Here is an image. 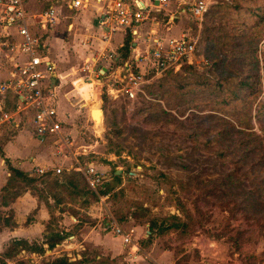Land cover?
I'll return each instance as SVG.
<instances>
[{
  "label": "rangeland",
  "instance_id": "1",
  "mask_svg": "<svg viewBox=\"0 0 264 264\" xmlns=\"http://www.w3.org/2000/svg\"><path fill=\"white\" fill-rule=\"evenodd\" d=\"M47 2L57 6L59 16L53 28L59 47L50 52L58 75L54 99L76 149L85 153L82 160L92 162L106 176L100 196H106L108 212L124 229L141 227L133 238L138 246L156 240L155 246L171 250L172 264H264V163H255L264 151L256 120L258 103L264 98V0H215L198 23L183 14L172 17L170 24L165 21L168 17L161 19L157 36L197 35L198 54L178 69L158 73L151 60L140 58L136 69L148 81L143 92L130 100L123 90L109 92L106 77H96L101 65L100 61L92 63L97 40L90 46V55L81 45L83 34L99 36L97 29L87 30V20L92 22L96 16L93 6L67 10L65 0L40 3ZM71 19L74 25L68 31L65 25ZM141 31L145 36L148 26ZM121 38L122 32H116L112 44ZM131 42L136 44L135 50L128 48L131 59L147 49L144 39L131 37ZM113 49L123 52L116 46ZM88 61L91 72L84 69ZM248 71L258 81L248 99L251 103L231 101V107L221 103ZM207 78L222 80L224 91L198 84ZM27 127L24 124L20 129ZM16 132L2 124L0 143ZM113 170L121 174L120 184L101 193L111 182ZM64 172L72 171L57 175ZM36 184L51 190L46 183ZM64 200L52 209L46 229L65 233V228L74 227L78 239L84 241L82 246L71 249L62 239L53 256L44 251L34 256L19 252L4 264H42L68 251L72 264L132 262L120 241L102 229L98 196H65ZM150 222L159 235L148 238L145 229ZM101 241L117 245L115 257L97 247Z\"/></svg>",
  "mask_w": 264,
  "mask_h": 264
},
{
  "label": "built area",
  "instance_id": "2",
  "mask_svg": "<svg viewBox=\"0 0 264 264\" xmlns=\"http://www.w3.org/2000/svg\"><path fill=\"white\" fill-rule=\"evenodd\" d=\"M214 2L215 0H68L66 7L72 10L93 6L98 26L102 30V42H107L117 31L129 33L133 39L143 37L147 49L142 55H134L133 59L124 58L121 52L102 46H99L100 51L97 52L101 65L96 77H106L109 92L123 90L130 100L143 92L148 81L144 78V73L136 69L140 58L151 60L158 73L178 69L182 64L192 62L198 54L197 35L182 33L179 37L171 36L168 39L157 36L156 29L161 19L168 17L165 21L170 24L172 17L183 14L192 22L198 23ZM168 4L172 5L169 7ZM56 7L50 3L39 11L30 13L26 8V0H0V54L8 63L7 75L0 81V126L13 124L21 114H29L35 139L40 143L50 140L53 152L68 159L65 165L58 163L52 167L35 166L30 174L51 172L57 175L63 170L80 173L87 188L98 196L97 215L103 229L119 236L126 252L130 256L135 255L138 248L132 240L133 229H124L104 207L106 196H100V189L106 176L92 162L82 160L85 153L76 149L71 132L64 128V120L58 114L52 86L54 64L43 39L44 32L58 21ZM166 7H169L167 11L161 13ZM146 26L148 32L142 36L141 29ZM91 66L88 61L84 69L91 72ZM7 99H11V106L8 108Z\"/></svg>",
  "mask_w": 264,
  "mask_h": 264
},
{
  "label": "crops",
  "instance_id": "3",
  "mask_svg": "<svg viewBox=\"0 0 264 264\" xmlns=\"http://www.w3.org/2000/svg\"><path fill=\"white\" fill-rule=\"evenodd\" d=\"M65 1L67 3L68 0H65ZM40 2L41 0H26L27 10L30 13L36 12L42 9L43 7H45L46 5L50 4V2H47L45 5H43V3L41 4ZM65 7H66V4H65ZM66 9L70 10L67 7ZM58 21H59V17H58ZM56 24L57 23H55L48 31H45L46 33L44 32V36H43L46 46L48 47L49 56H50V52L55 53L59 47L58 46L59 43L55 41V40L58 41L57 39L58 34L54 32L55 30H53ZM86 24L88 26L87 30L90 28H92L93 30V28H95L97 29L99 33V36H95V33H91V32L83 34L82 40H81V45L86 47V51H88L89 55L93 53L92 48H90V46L94 44L95 40H97V44L94 49L96 56L92 58L93 64L96 61H98L97 52L100 51L101 46L103 48L106 47L111 50H115L113 49V46H116V49L123 46L124 44L123 34L124 33L122 31H121L122 32L121 41L113 45L112 41H113L114 34L116 32L110 36V39L107 42H102L101 41L102 30L98 26L96 16L94 17L92 22L87 20ZM73 25H74V21L71 19V21L66 23L65 25L66 30L70 31L73 28ZM141 34L142 36L144 35L142 31H141ZM137 39H141L142 41L143 37L137 38ZM137 39H133V40H137ZM130 46L133 48V50H135L136 48L135 42H131V44L129 45V48ZM139 48L140 47H138L137 49ZM81 49L82 48L80 47L78 48V50H81ZM53 64L55 67L54 62ZM7 67H8V63H6L5 57L0 54V81L4 79L7 75ZM56 75L57 74L54 73V77ZM56 80L57 78H54V82L52 80L53 89L55 88ZM94 84L97 85V82L95 81ZM57 103L58 102H56V104ZM6 106L7 107L11 106V99L6 100ZM57 110H58V114L60 118L63 119L61 117L63 115V112H62L61 107L60 108L58 107V104H57ZM63 120H65V118ZM24 124H27L28 127L20 129L22 125ZM9 126H11L14 130H18V132H16L14 136L6 140L2 139V142L0 143V255L4 252L5 248L8 246L11 240L25 239L29 243L33 241H37L38 244H42V246L44 247V252L46 253L49 252V254L53 256V254L57 253L55 252L56 251V249H54L55 247L52 248L54 249L53 251L52 249H48L47 243L44 242V237H43L44 232L46 230V225L48 224V221L50 219V213L47 207L45 206V204L41 200L38 199V196L34 194V192H32L29 188H25L22 190V192L18 196L13 198L11 201H8L7 203L2 202L3 195H4L2 188L6 185L9 174H10L5 164V159H7L12 166L20 168L21 170H24L28 173H30V170L35 166L52 167L55 164L63 163L65 161L67 162L68 159L61 157V156H57L53 152L51 148L50 140L40 143L35 139V137L32 134V123H31V118L29 114H21L15 120V122L13 124H9ZM65 129L68 131L67 128ZM49 203L51 204L53 203L52 199L50 198H49ZM70 217H73V216L70 215ZM148 227H149V223H148ZM132 229H133V232L131 235L134 236L132 237V240L135 243V247H137L138 250L135 252V255H131L130 259L128 258L130 261H132L130 264H172L173 255H172L171 250H166L158 246H155L154 243L156 240L152 241V239H151L152 241L151 243L143 247L138 246L137 242L134 241V239L138 237V233L141 227L136 226ZM135 229H136V233H134ZM64 230H65L64 231L65 233H63L62 230H59V232L61 234H66L63 240L69 243L68 245L69 248L75 249L76 247L82 246V243H84V241H80L78 239L77 234L74 232L76 230L74 227L70 229L65 228ZM103 230L108 233H111L115 237V239L119 240L121 249H124L123 243L119 236H115L110 230H107V229H103ZM148 230L145 229V232L148 233V238L150 237L151 234L159 235V232L157 228H155V225H153L151 229L148 228ZM84 235H85V232H84ZM70 236L72 237L71 239H74L73 242H71L70 239L67 240V238ZM39 238L42 239L41 242L38 241ZM96 244L98 248L104 251V253L110 254L111 258L116 256L115 246L117 245L115 244L112 245L110 243H107V241L105 243L101 241L100 243H96ZM30 252L22 249L19 254L28 256V253ZM31 253H32V256L36 255L35 252H31ZM38 255L41 258L40 256L41 254H38ZM65 256L68 258V261L72 260L70 258L71 254L69 253V251L68 253H66ZM52 258L54 259V257ZM53 259L46 260L45 262H49L50 260H53ZM75 264H86V263L79 262Z\"/></svg>",
  "mask_w": 264,
  "mask_h": 264
},
{
  "label": "trees",
  "instance_id": "4",
  "mask_svg": "<svg viewBox=\"0 0 264 264\" xmlns=\"http://www.w3.org/2000/svg\"><path fill=\"white\" fill-rule=\"evenodd\" d=\"M210 9L211 7L207 10L204 17L209 13ZM131 37V34L127 33L126 37L124 38L123 46L119 48L123 50L122 56L124 58L128 56V48L131 44ZM262 57L264 61V52L262 54ZM257 82L258 81L255 73H252L250 71L246 72L244 76L236 83L234 88L227 92L228 97L221 98L220 102L227 105L228 107H231V101L238 105H249L251 102L248 99L256 92ZM198 84L204 87H210L211 89L217 90L219 92L224 91V83L222 80H210L207 78L205 81L199 82ZM256 120L259 123V127L263 134L262 141L264 142V98L258 103ZM255 163H264V151L258 153ZM5 164L10 174L6 185L2 188V191L4 192L2 199L3 203L11 201L13 198L18 196L23 189L29 188L38 196V199L45 204L50 215L52 216V209L54 208V206L65 203V196L75 197L88 194L91 197H96V195L87 188L82 175L78 172H64L61 177L59 175H54L51 172H47L45 174H30L24 170H21L20 168L12 166L7 159H5ZM121 179V174H116L115 170H113L111 173V182L106 183V190H101V193H104L107 190H111L115 186L114 183H116V185H119ZM81 181L84 182V185H81ZM38 182L48 184L51 190L55 191H45L44 189H40L36 184ZM14 186H17V188L15 187V190L12 192L9 191L10 187ZM62 193L64 195H62ZM49 198L52 199V204L49 203ZM59 210L64 211L65 209L60 207ZM152 226L153 223L150 222L149 229H151ZM161 230L166 229L161 228ZM65 235L66 234H61L59 231H56L54 229H46L43 237L44 242L47 243V248L52 249L53 247H55L56 244L64 239ZM22 249L28 252L31 251L41 253L44 251V247L42 246V244H38L36 241L29 243L25 239H13L5 248L4 252L0 255V264H4L6 259L12 258ZM42 264H72V262L68 261V258L63 255L55 257L53 260Z\"/></svg>",
  "mask_w": 264,
  "mask_h": 264
},
{
  "label": "water",
  "instance_id": "5",
  "mask_svg": "<svg viewBox=\"0 0 264 264\" xmlns=\"http://www.w3.org/2000/svg\"><path fill=\"white\" fill-rule=\"evenodd\" d=\"M103 68H104V67H103ZM52 80H53V82H54V78H53ZM97 81H98V80H97ZM115 173H116V174H118V173H119V171H115Z\"/></svg>",
  "mask_w": 264,
  "mask_h": 264
}]
</instances>
